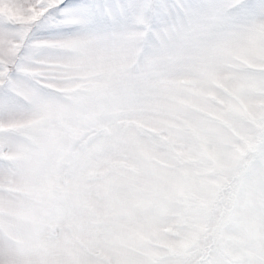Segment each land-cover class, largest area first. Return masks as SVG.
<instances>
[{"label":"snow or ice","instance_id":"6c2138e0","mask_svg":"<svg viewBox=\"0 0 264 264\" xmlns=\"http://www.w3.org/2000/svg\"><path fill=\"white\" fill-rule=\"evenodd\" d=\"M0 264H264V0H0Z\"/></svg>","mask_w":264,"mask_h":264}]
</instances>
